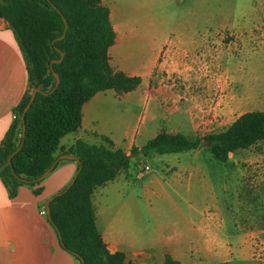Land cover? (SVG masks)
Wrapping results in <instances>:
<instances>
[{"label":"rangeland","instance_id":"rangeland-1","mask_svg":"<svg viewBox=\"0 0 264 264\" xmlns=\"http://www.w3.org/2000/svg\"><path fill=\"white\" fill-rule=\"evenodd\" d=\"M111 3L118 18L137 24L140 32L192 35L183 42L186 52L165 58L160 94L166 118L150 128L148 136L181 132L207 141L208 134L225 130L240 114L264 110V0ZM113 109L118 118L126 115L125 121L113 122L116 126L139 113L136 105L124 101ZM145 119L142 114L140 123ZM103 142L108 144L104 138ZM178 158L199 167L208 201L213 192L222 233L231 242L234 259L214 264H264V141L230 153L226 163L218 161L206 144L175 153L132 156L127 170L97 188L99 213L108 220L119 214L123 221L150 230L158 198L157 188L149 182L152 176L162 178L176 203L187 211L186 191H176L168 181Z\"/></svg>","mask_w":264,"mask_h":264},{"label":"trees","instance_id":"trees-1","mask_svg":"<svg viewBox=\"0 0 264 264\" xmlns=\"http://www.w3.org/2000/svg\"><path fill=\"white\" fill-rule=\"evenodd\" d=\"M0 18L13 29L28 72V89L15 107L14 120L0 145V177L10 196L21 184L40 194L37 178L59 154L68 152L61 139L80 127L84 103L99 91H131L141 78L112 68L109 48L115 31L109 7L102 0H0ZM64 18L68 26L59 38L65 31ZM61 52L62 60L52 62L61 58ZM53 71L59 74L60 84L50 92L56 82ZM34 87L42 92H37L25 114L22 137V112ZM103 138L107 145L77 140L70 148L69 152L80 159L81 169L72 185L51 200V217L63 247L80 262L82 257L84 264H124L125 254L110 253L96 224L94 190L127 170L132 156L192 150L202 139L161 131L126 154L115 148L110 138ZM204 140L210 142L215 158L226 163L230 153L264 141V110L246 111L225 130L208 134ZM20 144L10 163L9 156ZM165 264L180 262L167 254Z\"/></svg>","mask_w":264,"mask_h":264},{"label":"crops","instance_id":"crops-1","mask_svg":"<svg viewBox=\"0 0 264 264\" xmlns=\"http://www.w3.org/2000/svg\"><path fill=\"white\" fill-rule=\"evenodd\" d=\"M102 2L109 7L115 31L114 43L109 48V62L115 71L139 76L141 82L128 92L109 89L94 94L82 107L80 127L63 136L61 146L69 152L77 140L102 144L103 136H107L115 148L130 154L134 146L141 148L149 138L161 132L148 136L150 128L166 118L160 94L165 58L186 52L183 42L192 35L183 31L174 37L140 32L137 24L118 18L111 0ZM178 25L181 29L182 23ZM27 89L28 72L23 52L9 23L0 18V145L14 120L15 107ZM122 101L136 105L139 113L116 126L113 122L119 118L125 121L126 115L124 112L118 118L113 105ZM142 114L146 119L140 123ZM78 167L75 159L58 162L41 180L40 194H36L32 186L21 184L17 193L10 196L0 177V264H80L75 255L62 246L55 227L44 212L48 198L71 181ZM172 168L174 173L168 181L176 191H186L187 211L176 203L162 178L150 177L149 182L157 188L154 192L158 198L153 208V226L148 231L123 221L119 214L113 219L104 218L97 209L95 193L99 186L94 190L92 202L96 224L108 250L110 253L122 251L124 264H165L167 254L180 264L233 260L231 242L222 233L223 225L218 221L219 213L213 205L214 194L211 192L208 201L199 167L185 164L178 158ZM185 172L187 177L183 176Z\"/></svg>","mask_w":264,"mask_h":264},{"label":"water","instance_id":"water-1","mask_svg":"<svg viewBox=\"0 0 264 264\" xmlns=\"http://www.w3.org/2000/svg\"><path fill=\"white\" fill-rule=\"evenodd\" d=\"M65 20V31L63 32L62 36H60L59 38H63L65 33H66V30H67V26H68V23L66 21V19L64 18ZM64 56V53L61 52V58L60 59H54L52 60V62L54 61H57V62H60L62 60ZM53 74L55 76V79H56V82H55V85L54 87L50 90V92L54 91L60 84V76L59 74L56 72V71H53ZM37 92H42V89L40 87H34L31 89V92H30V98H29V101L27 102L26 106L24 107V110L22 112V122H23V126H22V137H24L25 135V129H26V126H25V114L27 112V110L29 109V107L31 106V104L33 103L34 99H35V96L37 94ZM47 93V92H45ZM203 144H206V145H210V142L209 141H201L199 146H202ZM22 144H20L16 150L14 152H12V154L9 156V162L11 163V157L18 151V149L21 147ZM61 159H75L78 163H79V167H78V170L76 171L75 175L73 176V178L71 179V181L60 191H58L57 193L53 194L52 196H50L48 198V200L46 201V204H45V211H46V214H47V217L49 219V221L53 224L52 222V217H51V209H50V202L51 200L54 199L55 196L57 195H61L64 191H66L71 185L72 183L74 182L79 170L81 169V162H80V159L78 158V156L70 153V152H66V153H62L60 154L55 162L41 175L37 178L38 181H41L43 180L52 170L53 168L56 166V164L61 160ZM15 174V173H14ZM55 229L57 230L58 234H59V239L61 241V244L63 246V243H62V239H61V235L58 231V228L55 227ZM80 264H84V259L82 257H80Z\"/></svg>","mask_w":264,"mask_h":264},{"label":"built area","instance_id":"built-area-1","mask_svg":"<svg viewBox=\"0 0 264 264\" xmlns=\"http://www.w3.org/2000/svg\"><path fill=\"white\" fill-rule=\"evenodd\" d=\"M44 212H46V211L44 210Z\"/></svg>","mask_w":264,"mask_h":264}]
</instances>
